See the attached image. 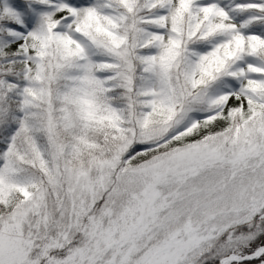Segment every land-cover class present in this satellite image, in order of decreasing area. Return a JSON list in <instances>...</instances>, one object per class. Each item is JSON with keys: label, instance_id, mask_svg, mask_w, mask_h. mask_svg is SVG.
I'll return each mask as SVG.
<instances>
[{"label": "snow or ice", "instance_id": "obj_1", "mask_svg": "<svg viewBox=\"0 0 264 264\" xmlns=\"http://www.w3.org/2000/svg\"><path fill=\"white\" fill-rule=\"evenodd\" d=\"M0 264H264V0H0Z\"/></svg>", "mask_w": 264, "mask_h": 264}]
</instances>
